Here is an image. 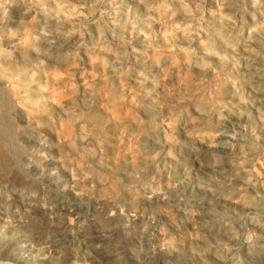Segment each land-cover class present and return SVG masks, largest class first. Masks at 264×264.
<instances>
[{
    "label": "rangeland",
    "instance_id": "1",
    "mask_svg": "<svg viewBox=\"0 0 264 264\" xmlns=\"http://www.w3.org/2000/svg\"><path fill=\"white\" fill-rule=\"evenodd\" d=\"M0 88V264H264V0H0Z\"/></svg>",
    "mask_w": 264,
    "mask_h": 264
},
{
    "label": "bare ground",
    "instance_id": "2",
    "mask_svg": "<svg viewBox=\"0 0 264 264\" xmlns=\"http://www.w3.org/2000/svg\"><path fill=\"white\" fill-rule=\"evenodd\" d=\"M39 90V89H38ZM5 91V90H4ZM3 91L2 88H0V170L4 173H9L11 165H12V161L11 158L9 156V153H7V150H5L6 148H4V143L6 142H10L13 143V139L14 137L18 134H20L18 131L15 130V127H13V125L11 124L10 120L7 119L5 117V111H1L2 107L4 108V110L8 111L11 107V102L10 99L8 97V95ZM38 95V94H37ZM36 96V95H35ZM27 100V99H26ZM34 102L39 105V99L37 97H35ZM3 105V106H1ZM23 105V104H22ZM34 109V108H33ZM66 112V111H65ZM70 113V112H69ZM14 123V122H13ZM16 126V125H15ZM6 141V142H5ZM6 146V145H5ZM16 146V145H15ZM13 146V151L12 155L15 156L14 160H18L20 161L21 159V152L23 151L22 149H20L19 147H15ZM9 148H11L9 146ZM8 149V148H7ZM19 170V169H18ZM3 173V174H4ZM3 176V175H2ZM7 178V177H6ZM13 178V177H12ZM11 178V179H12ZM10 179V178H9ZM14 181V179H13ZM20 183V182H19ZM18 183V184H19ZM114 192V191H113Z\"/></svg>",
    "mask_w": 264,
    "mask_h": 264
}]
</instances>
